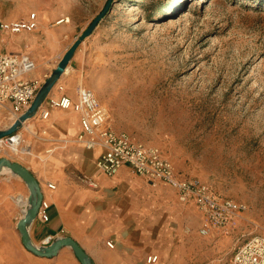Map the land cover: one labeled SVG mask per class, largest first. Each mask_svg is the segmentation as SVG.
Instances as JSON below:
<instances>
[{"label":"rangeland","instance_id":"374dc122","mask_svg":"<svg viewBox=\"0 0 264 264\" xmlns=\"http://www.w3.org/2000/svg\"><path fill=\"white\" fill-rule=\"evenodd\" d=\"M107 1L0 0V21L34 12L38 24L29 33L39 34L45 12L65 29L69 47ZM12 35L0 31V53L10 51ZM70 62L77 85L106 108L111 129L157 147L181 178L244 206L235 228L203 233L196 217L186 224L194 264H231L234 247L264 231V0H111ZM57 84L65 80L53 91ZM41 121L36 115L20 131L30 154L5 146L0 157L34 155V142L46 140Z\"/></svg>","mask_w":264,"mask_h":264},{"label":"crops","instance_id":"0c3cea01","mask_svg":"<svg viewBox=\"0 0 264 264\" xmlns=\"http://www.w3.org/2000/svg\"><path fill=\"white\" fill-rule=\"evenodd\" d=\"M39 18V34L7 36L10 51L25 52L35 60V70L25 79H42L50 74L55 67L53 60L57 63L68 49L64 45L65 29L55 26L52 16L45 12ZM14 19L19 18L10 20ZM70 63L67 72L73 71ZM65 74V90H52V95L64 93L76 99L79 74ZM5 113L0 112V129L5 128ZM49 117L51 122L46 119L39 124L46 130V140L34 142L31 150L35 154L15 160L35 176L49 205L48 220L37 216L28 226L31 242L39 246L47 237H71L93 264H194L186 225L192 227L195 217L199 224L202 221L201 212L193 209L194 201L180 202L175 190L155 186L127 166L113 176L103 174L95 165L101 148L89 150L76 140L81 130L79 114L55 108ZM81 175L95 186L80 180ZM28 194L19 176L8 170L0 172V264H81L69 246H62L51 257L35 255L24 247L17 229L20 218L16 198L22 197L26 204ZM181 220L183 225H179ZM151 255L157 259L149 263L146 258Z\"/></svg>","mask_w":264,"mask_h":264},{"label":"built area","instance_id":"2783aa9c","mask_svg":"<svg viewBox=\"0 0 264 264\" xmlns=\"http://www.w3.org/2000/svg\"><path fill=\"white\" fill-rule=\"evenodd\" d=\"M37 15L31 12L25 18L12 21H0V31L10 34L30 32L37 28ZM36 64L31 55L25 52L5 51L0 53V112L9 113L11 125L30 105L42 84V79H25L24 76L35 70ZM57 90L63 92L64 85L57 84ZM76 99L62 93L48 98L46 106L42 105L36 115L46 120L51 109L72 110L79 114L80 133L76 140L86 149L101 148L95 165L107 176H113L123 166L129 167L136 175L155 185L161 183L175 190L180 202L192 199L202 214L201 232L211 227L235 228V221L244 206L234 200L223 198L208 184L181 178L169 159L163 156L157 147L147 146L125 132H116L107 124L109 114L101 105L96 95L80 84L76 87ZM35 115V116H36ZM27 121L22 124L21 129ZM21 129L0 138V151L5 146L17 153L24 150L30 152L29 146L22 147L24 142ZM50 152L51 149H47ZM79 179L95 186V182L86 176ZM53 188L52 184H48ZM19 208L17 219L26 210L22 197H17ZM49 205L42 199L37 216L42 221L48 220ZM51 237L45 238L43 245H48ZM112 247L110 242H107ZM156 255L146 258L147 262H155ZM231 264H264V231L250 235L238 243L232 252Z\"/></svg>","mask_w":264,"mask_h":264},{"label":"water","instance_id":"95a60500","mask_svg":"<svg viewBox=\"0 0 264 264\" xmlns=\"http://www.w3.org/2000/svg\"><path fill=\"white\" fill-rule=\"evenodd\" d=\"M110 3L111 0H108L103 10L91 21L82 34L68 47L49 76H47V78L41 84L27 109L7 128L0 129V138L18 131L21 129L22 124L25 121L32 119L36 115L41 104L68 67L76 48L85 37L92 33L99 20L108 10ZM3 170H8L11 173L19 176L27 185L29 190V194L27 196L28 205L24 215L17 222V229L21 234V240L24 247L35 255L41 257H51L55 255L62 246H69L81 264H93L87 253L71 237H56L48 245L37 246L31 242L28 235V226L37 217L38 208L40 206L41 200L43 199L41 187L35 176L29 171L28 168L19 162L12 161L11 159L4 156L0 157V172Z\"/></svg>","mask_w":264,"mask_h":264},{"label":"bare ground","instance_id":"6f19581e","mask_svg":"<svg viewBox=\"0 0 264 264\" xmlns=\"http://www.w3.org/2000/svg\"><path fill=\"white\" fill-rule=\"evenodd\" d=\"M69 67L66 68V70L64 71V73L62 74V76L60 77V80L63 78L64 74L68 71ZM28 205V203L26 202L25 207Z\"/></svg>","mask_w":264,"mask_h":264}]
</instances>
